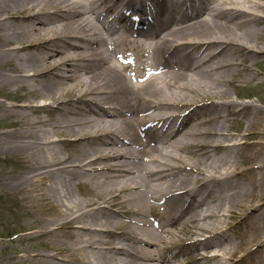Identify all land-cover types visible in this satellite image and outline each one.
<instances>
[{
  "label": "bare ground",
  "instance_id": "6f19581e",
  "mask_svg": "<svg viewBox=\"0 0 264 264\" xmlns=\"http://www.w3.org/2000/svg\"><path fill=\"white\" fill-rule=\"evenodd\" d=\"M263 71L262 0H0V182L42 250L8 260L264 264V107L227 89Z\"/></svg>",
  "mask_w": 264,
  "mask_h": 264
},
{
  "label": "rangeland",
  "instance_id": "374dc122",
  "mask_svg": "<svg viewBox=\"0 0 264 264\" xmlns=\"http://www.w3.org/2000/svg\"><path fill=\"white\" fill-rule=\"evenodd\" d=\"M264 3V0H262ZM264 72V71H263ZM261 79V80H260ZM259 81V82H257ZM227 89L229 91L230 97L232 99L238 100L239 102H251L254 105H259L264 107V74L259 76V79L254 80L246 84H233L228 85ZM23 92L19 94L22 95ZM13 94V93H12ZM12 96L3 95L0 96V100L5 101L6 103L12 104L15 100L11 99ZM244 98V99H243ZM42 117L49 118L50 116L45 112L41 113ZM226 123L229 125V128L232 132H239L243 127L241 120L234 115H227ZM3 120H0V125ZM63 153L66 154L67 149H62ZM185 159H188V154L183 155ZM236 159L244 167L245 162L240 153L236 154ZM20 159L17 156L11 154L0 153V179L8 173H15L20 168ZM87 193V192H86ZM155 212L151 218L156 219ZM33 219V216L25 208L24 201L22 199V193L17 191H11L8 189H3L0 182V258H2V263L0 264H39L38 259L32 256H21L13 260H8V256L11 253H16L17 255H22L21 250H29L28 252H41L42 250L37 247V244L33 240H27L23 236V233H20L21 227L29 223ZM246 226H242L241 230L245 231ZM22 231V230H21ZM16 235V236H15ZM14 236V237H13ZM188 229H182L178 233L177 246L180 248V259L184 262H189L190 252L194 251L195 248L192 245H185L184 241L189 237ZM242 255V250L240 249L237 253V264H250L248 261L240 262ZM182 257L186 259H182ZM188 264H191L190 262Z\"/></svg>",
  "mask_w": 264,
  "mask_h": 264
}]
</instances>
